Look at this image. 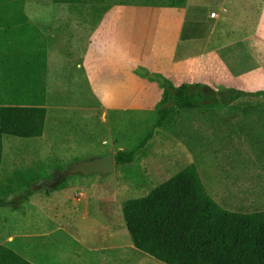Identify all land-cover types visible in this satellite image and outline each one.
I'll use <instances>...</instances> for the list:
<instances>
[{
    "label": "crops",
    "instance_id": "obj_1",
    "mask_svg": "<svg viewBox=\"0 0 264 264\" xmlns=\"http://www.w3.org/2000/svg\"><path fill=\"white\" fill-rule=\"evenodd\" d=\"M203 74L225 89L264 88V0H185L182 5L0 0V104L47 109L43 135L24 140L46 137L61 92L77 91L80 76L105 113H115L129 111L130 103L121 99L144 85L161 92L154 75L195 84ZM69 186L79 189L72 198ZM95 198L78 183L65 182L32 198L28 211L35 223L56 228L9 234L0 244L34 264L130 262L121 248L130 244V256L137 253L127 243L123 202L118 213L108 199L98 225L76 227L79 218L92 214ZM63 223L71 230L58 235ZM83 241L90 243L83 248Z\"/></svg>",
    "mask_w": 264,
    "mask_h": 264
},
{
    "label": "rangeland",
    "instance_id": "obj_2",
    "mask_svg": "<svg viewBox=\"0 0 264 264\" xmlns=\"http://www.w3.org/2000/svg\"><path fill=\"white\" fill-rule=\"evenodd\" d=\"M170 1L105 0V3L159 4ZM201 77L204 78L202 82L187 84L208 96L202 106L180 109L171 123L159 128L148 144L139 150L132 163L117 164L108 174H77L65 179L89 189L96 196L91 206L92 214L84 220L79 218L76 227L81 229L87 223L98 225L108 199L114 201L119 213L124 200L147 195L190 163L197 166L208 192L223 207L243 212L264 210V88L225 89L216 85L218 81L206 79L207 74ZM78 78L77 91L61 92L60 107L51 114L45 138L27 141L5 136L3 140L0 200L5 199L8 203L0 205V231H3L0 232V241H5L9 234L56 228V224L45 227L35 223V216L28 214L32 198L37 199L52 191L54 188L48 184L56 178L57 172L66 170L78 160L103 157L110 151L135 149L153 126L163 86L172 83L154 75L161 92L154 86L144 85L139 92H132L133 96L121 99L130 103L129 111L105 113L83 77ZM173 84L179 86L183 83ZM49 175L52 179H47ZM28 182L34 192L29 196L30 200H25ZM77 191L74 186L66 190L71 198ZM80 203L84 204L85 200ZM67 220L68 215H65V222ZM63 224L58 235L71 230ZM126 239L133 245L130 235ZM89 243L83 241V248ZM126 246L128 248L121 250L130 262L124 264H166L134 246L131 252L136 250L137 254L131 257L130 244ZM116 264H119L118 260Z\"/></svg>",
    "mask_w": 264,
    "mask_h": 264
},
{
    "label": "trees",
    "instance_id": "obj_3",
    "mask_svg": "<svg viewBox=\"0 0 264 264\" xmlns=\"http://www.w3.org/2000/svg\"><path fill=\"white\" fill-rule=\"evenodd\" d=\"M184 2L174 0L172 3L182 5ZM163 89L152 128L135 149L115 153L117 164L132 163L139 150L159 128L169 125L180 109L199 108L208 98L187 83L179 86L166 83ZM46 115L47 109L43 106L0 104V165L4 157V137L42 136ZM47 179H52L51 175ZM29 185L28 182L25 200L34 192ZM7 203L5 199L0 200L1 206ZM122 211L134 246L166 264H264V210L243 212L223 207L208 192L194 163L184 166L147 195L124 200ZM0 264L34 263L0 244Z\"/></svg>",
    "mask_w": 264,
    "mask_h": 264
},
{
    "label": "water",
    "instance_id": "obj_4",
    "mask_svg": "<svg viewBox=\"0 0 264 264\" xmlns=\"http://www.w3.org/2000/svg\"><path fill=\"white\" fill-rule=\"evenodd\" d=\"M117 160L114 151H110L108 155L90 160H78L69 165L64 171H58L56 178L48 184L54 188L70 175H89L93 173L108 174L115 170Z\"/></svg>",
    "mask_w": 264,
    "mask_h": 264
}]
</instances>
